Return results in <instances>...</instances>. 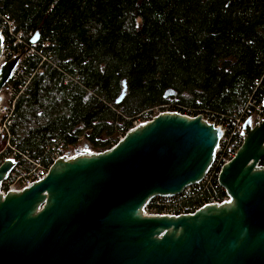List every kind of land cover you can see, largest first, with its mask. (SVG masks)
Masks as SVG:
<instances>
[{
	"label": "trees",
	"instance_id": "1",
	"mask_svg": "<svg viewBox=\"0 0 264 264\" xmlns=\"http://www.w3.org/2000/svg\"><path fill=\"white\" fill-rule=\"evenodd\" d=\"M4 17L27 45L36 33L49 44L38 70V56L26 61L36 72L10 127L17 149L45 167L58 145L110 149L155 109L211 119L229 142L240 140L249 103L264 97V0H0V27ZM217 172L152 199L148 213L222 201Z\"/></svg>",
	"mask_w": 264,
	"mask_h": 264
},
{
	"label": "water",
	"instance_id": "2",
	"mask_svg": "<svg viewBox=\"0 0 264 264\" xmlns=\"http://www.w3.org/2000/svg\"><path fill=\"white\" fill-rule=\"evenodd\" d=\"M18 58L0 65V88ZM222 136L200 115L165 112L110 149L54 160L41 181L0 194V264H264V120L243 123L239 149L220 168L226 201L144 214L152 199L200 183ZM13 166L0 164V183Z\"/></svg>",
	"mask_w": 264,
	"mask_h": 264
},
{
	"label": "built area",
	"instance_id": "3",
	"mask_svg": "<svg viewBox=\"0 0 264 264\" xmlns=\"http://www.w3.org/2000/svg\"><path fill=\"white\" fill-rule=\"evenodd\" d=\"M0 35L3 40L1 45L0 65L5 64L15 57H19L17 63L10 72L9 78L0 88V140L2 141V148L0 150V164L5 160H12L14 162V166L11 168L5 179L0 183V194L5 195L8 192L22 191L23 189L32 185V183L41 181L43 178H45L48 172L49 166L45 167L39 160H33L17 149V143L13 139V136L10 132V127L13 123L16 103L18 99L24 94L26 87L36 72L33 71L28 73L26 61L31 56H38L40 58V63L36 69L38 70L40 65L43 62H46L49 58L48 54H42L41 48H45L49 44L47 41H45L41 44V46L39 43H29L27 45L25 43L23 33L21 31H16L14 23L7 20L5 17L3 18V26L0 27ZM165 112L167 111L162 112L158 109H155L152 113H144L142 117L133 123V128L147 123L159 114ZM263 120L264 107L262 102L258 104L252 100L249 103V109L246 111V117L237 125V134L240 136V140L238 139L233 142H229V140H226L224 136V130L219 125L215 126L212 123L215 127H218L223 132V136L219 141V145L215 151V156L212 163V165H215L218 168L217 175L220 171V168L224 164L228 163L235 156L237 150L239 149L243 137V123L247 121L249 128L252 129ZM224 143L227 144L224 145ZM85 153L90 154L97 152L93 151L92 148L84 142L82 143V146L78 145L74 148L66 149H61V145H58V148L54 150L52 157L54 161L58 158L68 159L78 154ZM205 179L206 176L204 180ZM226 199L227 197L220 202L211 203H221L226 201ZM191 213L193 212L189 213L181 209L177 214H174V212L168 210V208L164 209V211L161 213H148L146 207L144 209L145 215H182Z\"/></svg>",
	"mask_w": 264,
	"mask_h": 264
},
{
	"label": "rangeland",
	"instance_id": "4",
	"mask_svg": "<svg viewBox=\"0 0 264 264\" xmlns=\"http://www.w3.org/2000/svg\"><path fill=\"white\" fill-rule=\"evenodd\" d=\"M120 103H121V102H120ZM120 103H119V104H120ZM202 119H203L204 121L210 123V124L213 123V120H211V119H207V118H205V117L202 118ZM213 124H214V123H213ZM214 125H215V124H214ZM215 126H217V125H215ZM223 130H224V129H223ZM225 138H226V137H225ZM223 139H224V137H223ZM226 140H228V139L226 138ZM84 142H85V141H82V142H80L78 145H79V146H82V143H84ZM78 145H77V146H78ZM1 148H2V142L0 141V149H1ZM212 166H213V165H212ZM201 182H205V181L202 180ZM201 182H200V183H201ZM200 183H198V184H200Z\"/></svg>",
	"mask_w": 264,
	"mask_h": 264
},
{
	"label": "bare ground",
	"instance_id": "5",
	"mask_svg": "<svg viewBox=\"0 0 264 264\" xmlns=\"http://www.w3.org/2000/svg\"><path fill=\"white\" fill-rule=\"evenodd\" d=\"M82 139V138H81ZM82 142V141H81Z\"/></svg>",
	"mask_w": 264,
	"mask_h": 264
}]
</instances>
